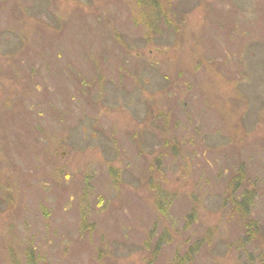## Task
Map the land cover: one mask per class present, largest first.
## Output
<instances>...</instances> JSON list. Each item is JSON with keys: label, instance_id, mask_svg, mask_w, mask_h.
Segmentation results:
<instances>
[{"label": "rangeland", "instance_id": "374dc122", "mask_svg": "<svg viewBox=\"0 0 264 264\" xmlns=\"http://www.w3.org/2000/svg\"><path fill=\"white\" fill-rule=\"evenodd\" d=\"M138 1L0 0V264H264V0Z\"/></svg>", "mask_w": 264, "mask_h": 264}, {"label": "trees", "instance_id": "16d2710c", "mask_svg": "<svg viewBox=\"0 0 264 264\" xmlns=\"http://www.w3.org/2000/svg\"><path fill=\"white\" fill-rule=\"evenodd\" d=\"M138 6H140V8H142L143 10L147 9L149 11V13L154 17V14H155V11L157 12L158 10L156 9V7L154 6V1H151V0H139L138 1ZM158 14H156L155 16H157ZM158 19V16L156 17V20ZM240 181V178H237L235 180H233V184L237 181ZM238 181V183H239ZM232 184V183H231ZM235 185V184H234ZM239 207L241 206V208H243L245 210V208L243 207L244 205L240 202L239 204ZM248 224V223H247ZM250 226L252 227H246V231L247 232H250L252 229H253V232L255 233V229L257 228L255 226V224L252 222V223H249ZM247 225V226H249ZM188 257V256H187ZM180 263H177L176 264H185V263H188V261H181L179 260Z\"/></svg>", "mask_w": 264, "mask_h": 264}]
</instances>
